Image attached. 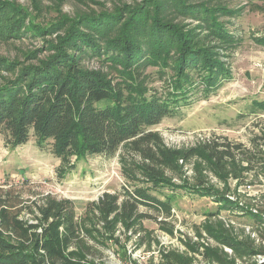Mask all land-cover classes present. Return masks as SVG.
<instances>
[{
	"label": "rangeland",
	"instance_id": "rangeland-1",
	"mask_svg": "<svg viewBox=\"0 0 264 264\" xmlns=\"http://www.w3.org/2000/svg\"><path fill=\"white\" fill-rule=\"evenodd\" d=\"M10 1L30 9L45 27L60 21L62 14L115 13L145 2L40 0L37 10L34 0ZM192 1L226 6L237 14L220 15L232 40H207L209 30L201 21L176 20L194 31L197 48L218 53L229 73L207 92L201 84L187 104L152 127L160 136L161 149L174 151L173 161L154 165L127 142L114 155L90 154L78 162L75 157L65 162L53 152L51 141L42 147L32 136L12 148L0 133V187L12 189L22 199V218L36 221L35 201L48 194L74 201L83 241L68 251L75 250L77 260L89 264H256L259 260L264 264V256L237 253L223 240L245 242L264 232L263 216H254L264 209V0ZM56 35L0 40V55L24 59L23 52L42 48L45 39ZM84 63L90 68L103 64L97 56L85 58ZM169 76L155 74L150 84L161 89ZM225 142L241 145L235 157L219 161L209 154V147ZM148 164L160 180L148 176L144 170ZM140 188L169 201V207L140 203L143 217L128 219L121 214L112 216L111 222H100L93 202L105 192L132 200Z\"/></svg>",
	"mask_w": 264,
	"mask_h": 264
},
{
	"label": "trees",
	"instance_id": "trees-1",
	"mask_svg": "<svg viewBox=\"0 0 264 264\" xmlns=\"http://www.w3.org/2000/svg\"><path fill=\"white\" fill-rule=\"evenodd\" d=\"M151 1L126 5L115 13L62 14L60 21L45 27L27 7L0 0V40L57 34L45 39L42 48L23 52L24 59L0 55V133L12 148L35 136L42 147L51 141L53 152L65 162L90 154L114 155L127 142L154 165L177 157L174 151L161 149L160 136L152 127L187 104L201 84L206 92L213 88L229 69L218 53L197 48L194 31L176 20L201 21L209 30L207 40H232L220 15L234 16L237 11L202 1L155 0L149 6ZM34 2L38 10L41 1ZM92 56L103 64L86 66L85 58ZM168 73L167 86L150 84L155 74L163 78ZM237 150L241 145L215 143L209 154L221 161L235 157ZM144 167L152 180H160L154 167ZM131 196L132 200H120L118 194L105 192L93 202L100 222L121 214L128 219L143 217L140 203L170 205L144 188ZM22 204L12 189L0 187V264H89L75 259V250L68 251L83 241L72 199L48 194L35 201L36 221L21 217ZM254 216L264 220V209ZM250 236L245 242L223 240L237 253L264 256V232ZM257 245L260 249H255Z\"/></svg>",
	"mask_w": 264,
	"mask_h": 264
},
{
	"label": "built area",
	"instance_id": "built-area-1",
	"mask_svg": "<svg viewBox=\"0 0 264 264\" xmlns=\"http://www.w3.org/2000/svg\"><path fill=\"white\" fill-rule=\"evenodd\" d=\"M260 256H262V255H260Z\"/></svg>",
	"mask_w": 264,
	"mask_h": 264
}]
</instances>
